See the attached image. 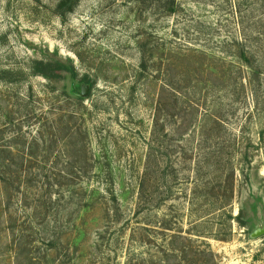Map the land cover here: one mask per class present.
Returning <instances> with one entry per match:
<instances>
[{
	"label": "rangeland",
	"instance_id": "obj_1",
	"mask_svg": "<svg viewBox=\"0 0 264 264\" xmlns=\"http://www.w3.org/2000/svg\"><path fill=\"white\" fill-rule=\"evenodd\" d=\"M61 1L0 0V264H264V0Z\"/></svg>",
	"mask_w": 264,
	"mask_h": 264
},
{
	"label": "trees",
	"instance_id": "obj_2",
	"mask_svg": "<svg viewBox=\"0 0 264 264\" xmlns=\"http://www.w3.org/2000/svg\"><path fill=\"white\" fill-rule=\"evenodd\" d=\"M71 0H62L61 3L59 4V8H62L64 5L68 4ZM145 58H143V62H142V65H141V68L142 70H147V66H146V62H145ZM57 65H52L51 63H44L43 61H33L31 66H30V70L32 72L33 75H36V76H43L45 77L46 79H49V80H52V79H56L57 77H59L60 75L56 74L55 73V70H56V67ZM60 68V67H59ZM57 70H60V69H57ZM79 101H80V105H84L83 101L84 99H82L80 96H77V98ZM164 125L163 124H160L159 122V119L156 118V121L154 123V132H153V137L155 139V137L157 138L156 141L158 140V134H159V131L160 129H164L162 128ZM152 156V155H151ZM230 179L232 180V183L234 182L233 180V177H230ZM233 193H234V190H233V187L231 188V196H230V200H232V197H233ZM143 194H144V188L142 189L141 191V196H140V199L143 197ZM225 206L224 205H221L220 207H215L217 208L218 210H220L221 208H224ZM227 214V219H231L232 215L230 213H225ZM200 226V224H199ZM214 236L216 239H218V235H212ZM219 240H226V239H219ZM166 253V251H164ZM167 252L168 254H174L176 251L174 248L172 249H167ZM161 262H164L163 259H161Z\"/></svg>",
	"mask_w": 264,
	"mask_h": 264
},
{
	"label": "water",
	"instance_id": "obj_3",
	"mask_svg": "<svg viewBox=\"0 0 264 264\" xmlns=\"http://www.w3.org/2000/svg\"><path fill=\"white\" fill-rule=\"evenodd\" d=\"M82 94H83L84 96H87V94H88V92H87V87H83V88H82ZM261 233H264V230H258V231H257V235H259V234H261Z\"/></svg>",
	"mask_w": 264,
	"mask_h": 264
}]
</instances>
